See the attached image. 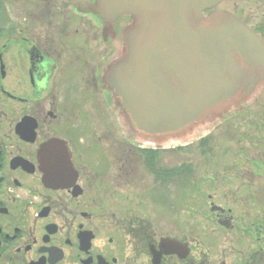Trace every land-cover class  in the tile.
Wrapping results in <instances>:
<instances>
[{"label":"flooded vegetation","instance_id":"1","mask_svg":"<svg viewBox=\"0 0 264 264\" xmlns=\"http://www.w3.org/2000/svg\"><path fill=\"white\" fill-rule=\"evenodd\" d=\"M88 1L0 0V264H264V88L190 144L144 145L102 79L127 19Z\"/></svg>","mask_w":264,"mask_h":264},{"label":"water","instance_id":"2","mask_svg":"<svg viewBox=\"0 0 264 264\" xmlns=\"http://www.w3.org/2000/svg\"><path fill=\"white\" fill-rule=\"evenodd\" d=\"M222 0H97L109 24L129 16L104 83L123 126L157 148L186 144L264 86V43Z\"/></svg>","mask_w":264,"mask_h":264},{"label":"rangeland","instance_id":"3","mask_svg":"<svg viewBox=\"0 0 264 264\" xmlns=\"http://www.w3.org/2000/svg\"><path fill=\"white\" fill-rule=\"evenodd\" d=\"M220 10H225L238 15L240 19L249 22L252 26L257 23L264 24V0H225L223 5L220 7ZM121 126V125H120ZM174 153L173 151H170ZM174 156V154H169ZM170 193L172 197L169 196L166 203L168 204L167 214L169 218H177L179 214L178 204L180 201L178 199H172L175 197V186H170ZM172 205L174 206L172 208ZM176 224V221L173 219L168 220V225Z\"/></svg>","mask_w":264,"mask_h":264}]
</instances>
